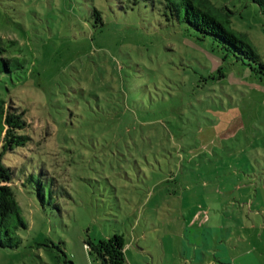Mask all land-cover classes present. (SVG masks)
Returning a JSON list of instances; mask_svg holds the SVG:
<instances>
[{
    "label": "rangeland",
    "instance_id": "rangeland-1",
    "mask_svg": "<svg viewBox=\"0 0 264 264\" xmlns=\"http://www.w3.org/2000/svg\"><path fill=\"white\" fill-rule=\"evenodd\" d=\"M208 1L264 64V6ZM0 34L33 138L5 162L47 190L15 188L28 228L0 264H101L87 242L117 234L126 264H264L260 64L148 0H0Z\"/></svg>",
    "mask_w": 264,
    "mask_h": 264
},
{
    "label": "trees",
    "instance_id": "trees-1",
    "mask_svg": "<svg viewBox=\"0 0 264 264\" xmlns=\"http://www.w3.org/2000/svg\"><path fill=\"white\" fill-rule=\"evenodd\" d=\"M153 5L158 3L160 11L167 21H174L186 27L190 35L194 34L201 42L212 41L225 50V55L233 56L237 60H251L260 64V71H264V64L245 38L230 28L229 19L223 16L208 0H148ZM263 7L264 0H256ZM93 16L96 22L102 23V13L94 8ZM12 45L14 42H11ZM10 45L4 42L0 34V248L17 249L22 244L18 235L19 230L27 229L15 188L19 186L33 187L42 202L46 199V186L38 175L36 167L32 169L15 168L7 165L6 156L21 148H27L33 142L28 134V109L22 108L16 97L12 95L9 82L19 81L27 71V61L11 52ZM18 54V53H16ZM256 70L253 64H248ZM39 172V171H38ZM42 176L47 173L42 170ZM56 184V183H55ZM54 187V186H53ZM53 187L51 188V192ZM87 246L95 259L101 264H126V239L123 235L102 240L98 243L87 242Z\"/></svg>",
    "mask_w": 264,
    "mask_h": 264
}]
</instances>
